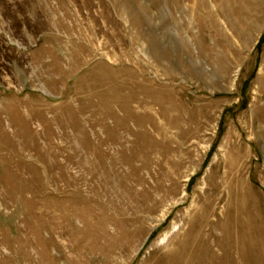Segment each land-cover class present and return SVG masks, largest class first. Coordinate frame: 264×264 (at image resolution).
<instances>
[{
    "label": "rangeland",
    "instance_id": "obj_1",
    "mask_svg": "<svg viewBox=\"0 0 264 264\" xmlns=\"http://www.w3.org/2000/svg\"><path fill=\"white\" fill-rule=\"evenodd\" d=\"M0 264H264V0H0Z\"/></svg>",
    "mask_w": 264,
    "mask_h": 264
},
{
    "label": "trees",
    "instance_id": "obj_2",
    "mask_svg": "<svg viewBox=\"0 0 264 264\" xmlns=\"http://www.w3.org/2000/svg\"><path fill=\"white\" fill-rule=\"evenodd\" d=\"M190 179H192V178H190Z\"/></svg>",
    "mask_w": 264,
    "mask_h": 264
},
{
    "label": "bare ground",
    "instance_id": "obj_3",
    "mask_svg": "<svg viewBox=\"0 0 264 264\" xmlns=\"http://www.w3.org/2000/svg\"><path fill=\"white\" fill-rule=\"evenodd\" d=\"M240 214V213H239Z\"/></svg>",
    "mask_w": 264,
    "mask_h": 264
}]
</instances>
